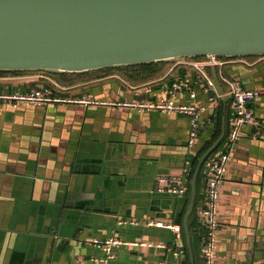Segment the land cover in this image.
I'll use <instances>...</instances> for the list:
<instances>
[{"label": "crops", "instance_id": "0c3cea01", "mask_svg": "<svg viewBox=\"0 0 264 264\" xmlns=\"http://www.w3.org/2000/svg\"><path fill=\"white\" fill-rule=\"evenodd\" d=\"M183 58L170 59L175 63L167 73L140 83L118 73L73 84L57 81L61 95L100 101L95 105L15 108L0 101V264H203L205 228L198 213L205 173L194 175L184 196L161 192L157 177L182 175L188 160L192 168L218 123L219 141L226 138L233 117L227 80L264 88V56L208 68L211 85ZM51 79L34 72L4 75L0 90H30ZM177 80L188 84L177 102L202 109L193 148L189 114L118 104L169 99L167 85ZM250 105L262 121L264 95ZM228 170L219 199L217 264H264L263 123L243 130ZM149 220L180 230L149 226ZM109 237L137 244L118 248L109 262L91 261L105 253L88 241Z\"/></svg>", "mask_w": 264, "mask_h": 264}, {"label": "water", "instance_id": "95a60500", "mask_svg": "<svg viewBox=\"0 0 264 264\" xmlns=\"http://www.w3.org/2000/svg\"><path fill=\"white\" fill-rule=\"evenodd\" d=\"M246 56H264V0H0L2 70Z\"/></svg>", "mask_w": 264, "mask_h": 264}, {"label": "built area", "instance_id": "2783aa9c", "mask_svg": "<svg viewBox=\"0 0 264 264\" xmlns=\"http://www.w3.org/2000/svg\"><path fill=\"white\" fill-rule=\"evenodd\" d=\"M230 59L244 58H205L190 59L183 58L182 63H186L193 67L200 78L208 85L212 84L211 76L208 68L212 66H223L228 64ZM247 62V59H245ZM230 86V94L233 100V117L230 120V133L221 151L216 155L209 157L205 165V174L207 175V183L204 191V200L199 209L198 217L201 225L205 228V235L202 240L203 264H217V249L220 239L221 220L219 212V199L221 196L222 186L228 176V163L232 158V152L241 138L243 130L248 126L258 123L264 124V119L260 121L254 111L250 108V104L264 95V88H248L240 81L227 80ZM186 84L184 81H174L167 85V92L171 95L169 99L150 101V100H125L119 102V105L130 107L139 111L158 110L166 114L173 112H183L190 116V133L189 146L193 148L196 145L201 129L203 127L201 111L202 109L195 105L178 103L176 96L182 91ZM57 83L42 84L39 87L30 90L9 91L0 90V101L9 102L13 107H18L22 103L33 105L61 104V103H81L85 106L95 105L100 101L88 97H67L61 95L56 87ZM191 161L185 162L183 174L180 176L160 175L157 177L159 190L163 193H169L176 196H183L187 193L188 171L190 170ZM149 226L167 227L174 231H179L180 226L173 223H166L161 220H149L146 222ZM100 249L105 254L102 257H91V261L109 262L115 257L114 248H118L125 244H137V242H128L121 237L109 238H93L88 241ZM141 245H153L147 242H141ZM165 247V244H158ZM154 245V246H158Z\"/></svg>", "mask_w": 264, "mask_h": 264}, {"label": "trees", "instance_id": "16d2710c", "mask_svg": "<svg viewBox=\"0 0 264 264\" xmlns=\"http://www.w3.org/2000/svg\"><path fill=\"white\" fill-rule=\"evenodd\" d=\"M259 57L261 56H246V57H234V58H244L250 61H254L255 59ZM205 58L207 57H196V58H190V59H205ZM223 58L228 59L226 57H223ZM173 63H175V60H161V61H153V62L140 63V64L112 66V67L81 71V72H70V71H59V70H2L0 69V76L18 74V73H26V72H34V73L44 72L46 75L53 77L59 83L73 84V83H79V81L80 82L90 81V80H94V79H98V78H102V77H106V76L114 75L115 73H118L122 75L126 80L132 83H140L142 81H147L149 79L163 76L165 73L169 71L170 68H172ZM179 67L184 68L185 66L181 65ZM250 108H251V105H250ZM229 133L225 139L219 141V137L221 136V125L220 123H218L215 134L212 136V138H210L206 142V144L202 147V149L197 153L193 166L188 171V174H187L188 176L187 193L188 194L191 192L190 190L192 189L191 183H192V179L194 175L198 173L199 178H200L201 173L202 172L205 173V165H206L207 159L213 155H216L218 153L217 150L224 146L229 136ZM203 158H205V160L202 163ZM199 225L200 223L198 224V226Z\"/></svg>", "mask_w": 264, "mask_h": 264}, {"label": "rangeland", "instance_id": "374dc122", "mask_svg": "<svg viewBox=\"0 0 264 264\" xmlns=\"http://www.w3.org/2000/svg\"><path fill=\"white\" fill-rule=\"evenodd\" d=\"M26 73H31V72H26ZM38 74H42V75H45V73L44 72H37ZM11 75H13V74H11ZM53 78V77H52ZM52 80V79H51ZM53 82H55V83H57L58 84V82L57 81H55V80H52V84H53Z\"/></svg>", "mask_w": 264, "mask_h": 264}]
</instances>
